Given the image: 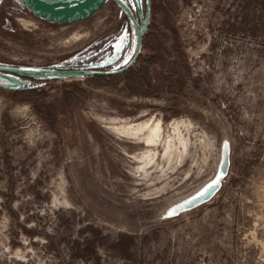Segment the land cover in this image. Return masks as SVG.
I'll return each mask as SVG.
<instances>
[{
	"label": "rangeland",
	"instance_id": "obj_1",
	"mask_svg": "<svg viewBox=\"0 0 264 264\" xmlns=\"http://www.w3.org/2000/svg\"><path fill=\"white\" fill-rule=\"evenodd\" d=\"M0 264H264V0H0Z\"/></svg>",
	"mask_w": 264,
	"mask_h": 264
},
{
	"label": "water",
	"instance_id": "obj_2",
	"mask_svg": "<svg viewBox=\"0 0 264 264\" xmlns=\"http://www.w3.org/2000/svg\"><path fill=\"white\" fill-rule=\"evenodd\" d=\"M28 13L36 20L49 25H68L89 19L96 14L110 0H81L77 4L63 9H47L43 4L52 3L46 0H19ZM97 74L106 75L110 72H99ZM225 166H228L226 161ZM219 186L213 185L202 195L184 204L194 206L211 197Z\"/></svg>",
	"mask_w": 264,
	"mask_h": 264
},
{
	"label": "bare ground",
	"instance_id": "obj_3",
	"mask_svg": "<svg viewBox=\"0 0 264 264\" xmlns=\"http://www.w3.org/2000/svg\"><path fill=\"white\" fill-rule=\"evenodd\" d=\"M80 1L81 0H53L52 3L43 4V6L47 9H63L71 7Z\"/></svg>",
	"mask_w": 264,
	"mask_h": 264
},
{
	"label": "trees",
	"instance_id": "obj_4",
	"mask_svg": "<svg viewBox=\"0 0 264 264\" xmlns=\"http://www.w3.org/2000/svg\"><path fill=\"white\" fill-rule=\"evenodd\" d=\"M112 78H117V76L115 75H111ZM111 76H108V77H111ZM114 76V77H113ZM102 77V76H101ZM24 91H21L20 89L19 90H16L14 92H12V95L17 98V99H33L34 96H39V94L37 95V93H34V90L33 89H27L25 92H27L28 95L24 94L23 93ZM30 93H33L32 95H30Z\"/></svg>",
	"mask_w": 264,
	"mask_h": 264
}]
</instances>
